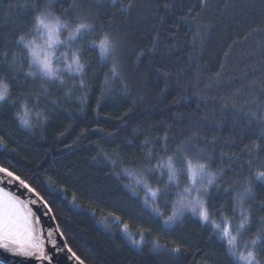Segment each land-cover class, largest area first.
Segmentation results:
<instances>
[{"label": "trees", "instance_id": "16d2710c", "mask_svg": "<svg viewBox=\"0 0 264 264\" xmlns=\"http://www.w3.org/2000/svg\"><path fill=\"white\" fill-rule=\"evenodd\" d=\"M32 2L0 0V78L9 84L10 94L17 100L15 107L0 109V137L8 155L14 157L8 163L0 160V164L16 170L17 174L26 171L17 161L32 169L39 167L43 169L42 177L50 176L56 188L66 189L64 197L68 203L54 208L55 221L64 231L67 246L85 264H229L223 250L209 238L210 233L194 220L186 221L175 232H160L159 226L129 199L120 183L109 176V167L102 161L94 163L93 157L99 144L109 153L120 151L128 165L133 166L142 162L141 153H146L149 147L154 154H160L161 145L157 141L165 134L174 146L198 130L208 141H215L214 147L207 151L215 157V168L224 169L226 181L231 183L250 175L247 153L254 143L264 147V140L260 138L264 124L254 122L249 126L245 121L234 119L231 108L222 110L221 101L227 97L229 104L235 103L245 111H255L254 99L264 102L261 91L264 32L253 31L264 28V0H207L205 8L201 0H176V7L171 11L164 9L165 0H131L133 7L127 15L120 9L130 0H121L120 7H114L111 0H85L82 10L98 17L102 27L123 40V72L129 94L122 91L119 81L104 84L108 69L101 67L98 52L85 48L84 60L91 63L92 70L86 78L89 90L83 105L77 99L84 95L78 87L69 99L65 97L66 89L49 85L51 95L34 101L44 82L39 78L26 81L20 68L12 63L14 37L27 27L28 21L26 10L19 6ZM9 3L13 5L11 12L5 11ZM47 3L48 0H43V4ZM72 3L73 0H56L52 7L56 14L65 13L74 20ZM181 16L190 23H181ZM193 17L201 27L200 35H196L194 25L190 27ZM157 33L161 50L163 45L171 49L173 70L183 73L179 83L173 78L166 90L164 80L152 71L148 55ZM67 35L62 33L61 39ZM141 50L146 54L138 63L136 56ZM220 71V83L210 79ZM22 95L28 97L32 131L21 128L15 117L21 110L22 102L18 98ZM206 114L209 119L204 121ZM193 116L197 128L189 127ZM109 133L114 134L111 144L101 139ZM146 138L153 141L151 146H145ZM129 139L132 145H127ZM4 151L0 147V152ZM221 152L226 154L223 160ZM259 156L256 159V153H252L254 168L264 167V151ZM241 165L243 175L234 176L233 171L239 173ZM123 183L128 184L130 180L124 179ZM256 192L258 199H264V189L259 185ZM74 198L83 206V212L74 214L70 203ZM216 204L217 207L226 204L231 209L223 196ZM116 216L120 217L119 221L115 220ZM124 225L137 239L143 232L146 239H158L169 248L179 244L182 249L179 259L168 252L154 250L150 244L133 247L122 234ZM238 240L242 246L244 241ZM261 260L264 261V256Z\"/></svg>", "mask_w": 264, "mask_h": 264}, {"label": "snow or ice", "instance_id": "6c2138e0", "mask_svg": "<svg viewBox=\"0 0 264 264\" xmlns=\"http://www.w3.org/2000/svg\"><path fill=\"white\" fill-rule=\"evenodd\" d=\"M55 2L56 0H48L47 4H43V0H33L31 4L19 6L26 10L28 21L27 27L14 37L12 46L15 51L12 52V63L20 68L26 81L34 82L39 78L44 82L40 94L33 97L34 101L38 102L41 96L49 97L51 92L48 86L51 85L66 89L65 97L69 99L73 89L78 87L84 95L77 99L82 105L86 103L89 90L86 78L92 70V65L84 60L85 48L98 52L101 67L108 69L104 84L107 86L110 82L119 81L122 91L129 94L123 72V40L102 27L98 17L82 10L85 0H73L70 5L74 20L65 13L56 14L52 7ZM111 3L114 7H120L121 0H111ZM201 5L202 8L207 7V0H201ZM132 7L130 0L120 10L127 15ZM163 7L171 11L176 7V0H165ZM5 11H13V5L9 3ZM179 20L181 23H190L184 16L179 17ZM195 20L196 17H193L190 27L194 25L196 35H200L201 27ZM161 24L163 25V19ZM253 31L264 32V28ZM65 32L68 34L66 39H61L62 33ZM161 48L160 36L157 33L148 49V55L152 71L156 77L164 80L166 90L173 78L178 84L183 73L173 70L171 49L167 45H163V51ZM261 52L264 54V45L261 46ZM145 54L143 50L137 53L138 63ZM4 55L7 57L8 53ZM221 77L222 71L210 79L220 83ZM261 91L264 93V87ZM18 99L22 106L21 110L15 113V117L21 128L32 131L34 125L29 119L28 97L22 95ZM228 100L227 97L222 99L221 108H231L234 119L245 121L249 126L254 122L264 124V102L254 99L252 104L255 105V111H245L243 108H237L235 103L229 104ZM52 103L55 105L56 101ZM16 104L17 100L10 94L9 84L0 78V109L15 107ZM221 118L223 119V115ZM208 119L206 114L203 120ZM188 123L190 128L198 127L194 116ZM132 135L134 138L135 130ZM113 137L114 134L109 133L101 139L111 144ZM260 138L264 140V129L260 131ZM157 142L161 145L160 154H154L149 147L146 153H141L142 162L133 166L128 165L120 151L109 153L97 144L93 162L102 161L109 167V176L120 183L129 199L136 203L153 224L159 226L160 232H175L186 221L194 220L210 233L209 238L223 250L229 264H264L261 260V256H264V215L260 214L264 213V199H258L256 192L257 185L264 189V167L254 168L251 159L253 152L256 153V159H260L259 154L264 151L261 143H254L247 153V165L251 174L243 180L234 179L229 183L225 180L224 169L215 168V157L207 151L214 147L215 141H208L198 130L192 131L186 139L181 138L174 146L167 134ZM132 143V139L127 141V145ZM144 144L151 146L153 141L146 138ZM0 147L5 149L0 152V160L8 163L10 159H14L8 155L2 137ZM225 156V153H220L221 160ZM17 164L26 171L17 174L16 170L0 164V250H3L0 251V264H9L3 256L5 251L13 256L33 257L40 262L57 264L53 257L57 252H64L65 248L67 253L71 254V259L78 264H85L84 260L67 246L66 240L57 248L55 237L64 236L59 223L38 227L44 217L50 221L56 220L54 208H58L60 203H68L64 197L66 189L56 188L52 177H42L40 172L43 169H32L19 161ZM240 167L239 173L233 171L234 176L243 175V165ZM130 177L134 178L133 182L124 184L123 180ZM9 185L15 187L9 189ZM221 196L227 198V203L231 205L230 211L226 204L217 207L216 201ZM70 203L75 210L74 214L84 211L75 198ZM36 205L39 207L34 211L33 206ZM161 208L164 211H161ZM103 219L107 220V217ZM115 220L119 221L120 217L116 216ZM104 227L107 228L106 223ZM67 230L65 226V231ZM145 230L151 231L147 228ZM123 231L132 245L140 247L150 244L154 250L168 252L179 259L182 251L179 244L169 248L167 245H161L158 239H146L143 232L137 239L128 231L127 225L123 226ZM238 238L244 241L242 246ZM46 241L56 251H46Z\"/></svg>", "mask_w": 264, "mask_h": 264}, {"label": "water", "instance_id": "95a60500", "mask_svg": "<svg viewBox=\"0 0 264 264\" xmlns=\"http://www.w3.org/2000/svg\"><path fill=\"white\" fill-rule=\"evenodd\" d=\"M15 185H9V189L14 188ZM39 205L33 206V210L35 211ZM56 224V221H50L47 217L42 218L41 224L38 227H45L46 225ZM57 241V248L65 241L64 237L56 236L55 237ZM45 249L49 253L56 251L51 247V244H49L47 241L45 242ZM3 251V250H0ZM4 259L9 261V264H17V262H20V264H48L47 261L40 262L36 260L33 257L24 258L19 256H13L7 253L6 251L3 252ZM53 260L57 262V264H78L75 260L71 259V254L67 253V250L65 248L64 252H57V254L53 257Z\"/></svg>", "mask_w": 264, "mask_h": 264}, {"label": "rangeland", "instance_id": "374dc122", "mask_svg": "<svg viewBox=\"0 0 264 264\" xmlns=\"http://www.w3.org/2000/svg\"><path fill=\"white\" fill-rule=\"evenodd\" d=\"M58 67H60L59 65H57ZM129 180H130V183H132L133 182V180H134V178H128ZM122 234L128 239V237H127V235L124 233V232H122ZM132 245V244H131ZM133 247H134V245H132ZM136 247V246H135Z\"/></svg>", "mask_w": 264, "mask_h": 264}]
</instances>
